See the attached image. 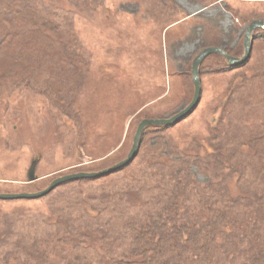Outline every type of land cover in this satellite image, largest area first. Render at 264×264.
Returning a JSON list of instances; mask_svg holds the SVG:
<instances>
[{"label": "rangeland", "instance_id": "rangeland-1", "mask_svg": "<svg viewBox=\"0 0 264 264\" xmlns=\"http://www.w3.org/2000/svg\"><path fill=\"white\" fill-rule=\"evenodd\" d=\"M45 2L69 15L68 32L84 65L66 75L65 98L26 76H1L18 72L21 63L0 60V194L38 193L57 178L100 172L125 160L139 122L170 118L189 105L198 53L239 49L247 26L264 22V0ZM262 56L264 31L257 30L246 64ZM248 72L206 58L196 109L175 125L146 128L130 165L101 179L62 184L39 199L0 200V264H107L123 258L130 249L126 226L133 217L145 219L160 197L156 191L168 195L175 175L184 172L223 192L217 205L260 196L264 187L250 188L249 170L241 176L219 166L215 175L207 168L228 159L216 130L231 135L240 120L264 125V110H254L251 86L244 88L239 77ZM190 200L185 207L196 209Z\"/></svg>", "mask_w": 264, "mask_h": 264}, {"label": "trees", "instance_id": "trees-1", "mask_svg": "<svg viewBox=\"0 0 264 264\" xmlns=\"http://www.w3.org/2000/svg\"><path fill=\"white\" fill-rule=\"evenodd\" d=\"M45 1L0 0V60L5 57L21 63L18 72L7 71L1 76H26L66 98L69 92L66 75L78 72L84 60L76 53V42L68 32L69 15L59 11L53 2ZM155 2L150 0L152 6H156ZM53 45L61 46L62 50L50 52L48 49ZM225 52L241 57L243 46ZM214 56L226 62L217 54L207 58ZM12 62L9 64L13 65ZM242 68L249 72L239 76L240 80L244 88L251 86L250 95L258 102L254 110L260 112L264 110V56L237 69ZM233 130L231 135L224 130L215 131L228 159L218 166L210 167L208 163L207 168L215 174L220 166L241 176L249 170L253 180L250 188L259 190L264 187V125L252 127L240 120ZM175 176L176 185L168 195H161L162 189L156 191L160 197H154L153 211L147 210L142 220L133 217L126 226L129 252L107 264H264V192L252 200L239 198L217 205V198L226 196L216 188L210 189L211 183L202 187L186 172ZM190 199L196 202L197 210L185 207Z\"/></svg>", "mask_w": 264, "mask_h": 264}, {"label": "water", "instance_id": "water-1", "mask_svg": "<svg viewBox=\"0 0 264 264\" xmlns=\"http://www.w3.org/2000/svg\"><path fill=\"white\" fill-rule=\"evenodd\" d=\"M257 30H263L264 31V22L263 21H254L250 23L245 31L244 34V52L241 57H233L226 54L223 50L217 48V47H209L204 50H202L200 53H198L195 58L192 61L191 65V77H192V84L194 87V92L192 96V100L185 108L171 116L167 119H143L139 124L137 125L131 149L126 157L125 160L121 161L120 163L107 168L105 170H102L100 172L96 173H75L67 176H63L60 178L55 179L51 182V184L43 191L34 193V194H0V200L8 201V200H35L42 198L46 195H48L50 192H52L55 188L58 186L72 182L77 181L81 179H95L99 178L101 176L109 175L111 173H114L118 170L123 169L124 167L128 166L136 157V154L138 152L139 143L141 139V135L144 132V130L148 127H169L172 125L177 124L181 120H183L185 117H187L189 114H191L199 104V101L201 99V82L199 78V67L202 64V62L210 55L212 54H218L222 56L228 66L233 68H239L243 65H245L251 56L252 51V43L254 40V32Z\"/></svg>", "mask_w": 264, "mask_h": 264}]
</instances>
